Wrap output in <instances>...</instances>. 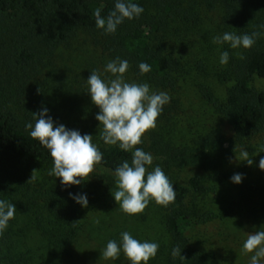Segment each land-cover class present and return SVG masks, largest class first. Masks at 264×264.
<instances>
[{"label": "trees", "instance_id": "trees-1", "mask_svg": "<svg viewBox=\"0 0 264 264\" xmlns=\"http://www.w3.org/2000/svg\"><path fill=\"white\" fill-rule=\"evenodd\" d=\"M144 11L132 20L125 19L113 34L95 25L94 11L106 17L115 0H0V12L18 19L17 46L0 53V200L13 203L15 218L0 235V264H33L30 251L21 244L17 216L40 231L59 253H64L80 235L84 207L73 195H86L88 205H102V194L116 189L114 169L131 153L118 146L106 145L99 136V121L87 87L60 79L53 85L39 78L46 62L56 59L61 50L75 47L90 49L89 66L105 65L119 57L129 62L127 74L136 83H148L151 91H164L170 97L156 120L155 128L142 136L137 147L150 152L153 164L168 177L174 170L194 169L189 188L178 187L175 202L165 207L166 227L171 237L166 264H211L209 256L196 250L184 234L189 221L206 224L225 219L236 211L253 219L264 218V186L242 187L238 200L226 210L215 213L201 204L213 188L225 178V168L237 154V146L256 149L251 141L264 134V92L250 87L256 78L264 80V0H137ZM221 11L220 27L237 34L258 31L262 35L250 49L240 47L229 55L228 63L218 72L220 83L228 85L225 99H220L208 85L200 92L229 124L233 136L227 140L219 128H213L190 144L176 146L172 135L182 113V84L194 73L175 48L170 47L179 32L197 30L207 15ZM145 36L157 39L154 46L129 47ZM243 55V59H241ZM145 62L151 71L141 74ZM200 73L206 66L198 63ZM58 72V71H57ZM56 72V73H57ZM44 108L55 125L93 136L103 154L101 163L80 185L63 186L48 173L54 166L46 148L30 137L27 123H35L33 113ZM235 148V152L233 149ZM35 179L30 180L33 170ZM30 180V181H29ZM188 200V201H187ZM179 246L181 256L172 257Z\"/></svg>", "mask_w": 264, "mask_h": 264}, {"label": "rangeland", "instance_id": "rangeland-1", "mask_svg": "<svg viewBox=\"0 0 264 264\" xmlns=\"http://www.w3.org/2000/svg\"><path fill=\"white\" fill-rule=\"evenodd\" d=\"M220 18L221 11L216 10L207 15L197 30L181 31L178 36L173 37L170 43V47L177 50L184 62H189L192 68L194 66V73L182 84V113L172 135L176 146L190 144L191 141L213 128L221 129L227 140L233 136L229 124L203 98L200 92L202 85H208L220 99H225L228 85L220 83L217 77L218 72L225 66L220 63V54L223 51H227L229 55L235 54L239 49H232L229 44L217 45L212 42L213 37L226 32L220 27ZM18 26L17 18L0 12V53L7 48L17 46ZM157 42L156 38L145 36L133 41L129 47L154 46ZM92 54L90 49L85 51L78 47L74 50H61L57 58L51 61L52 65L46 62L45 69L39 78L51 85L62 79L67 83L87 88L86 80L93 70L100 72L104 80L114 78L104 71L105 65H98L95 68L89 66ZM198 63L206 66L204 73L198 71ZM124 79L126 82H134L127 72ZM250 87L264 92V80L256 78L250 83ZM251 146L256 149L255 154H251L249 150L239 145L236 147V155H239L241 149L248 151L253 165L248 166L246 161H237L234 156L224 170L226 178L219 184L210 185L213 190L203 200H200L206 210L220 213L238 200L242 187L264 186V170L258 166L259 160L264 157V152H261V149H264V134H259L252 140ZM154 166L156 165L153 164L149 171ZM236 173L243 176L239 184L231 181V177ZM168 175L178 187L189 188V180L195 175L202 176V173L194 169H184L171 171ZM115 190L102 194L100 207L93 209L89 205L87 208L84 207L81 216L83 229L76 241L64 253L56 251L40 231L32 227L24 217L17 216L21 244L30 251L32 263L131 264L122 252L116 260H105L101 256V251L109 240L119 242L120 233L127 231L133 238L142 242L147 240L159 244L156 256L151 258L148 264H166L171 237L166 227L165 207L157 205L155 201H150L143 213L127 215L119 209L111 194V191ZM260 230H264V218L253 219L247 217L245 212L236 211L225 219H215L202 225L189 221L183 232L193 248L202 250L209 256L211 264H249L252 254H244L242 246L248 233ZM261 264H264V260Z\"/></svg>", "mask_w": 264, "mask_h": 264}, {"label": "clouds", "instance_id": "clouds-1", "mask_svg": "<svg viewBox=\"0 0 264 264\" xmlns=\"http://www.w3.org/2000/svg\"><path fill=\"white\" fill-rule=\"evenodd\" d=\"M144 9L132 0H115L114 8L106 17L101 15V9L94 11L95 25L106 34L116 32L118 25L125 19L138 18ZM264 27V26H262ZM262 35L258 31L237 34L225 32L213 37L217 45L229 44L232 49H250ZM243 59V55L240 57ZM229 53L220 54V63L226 65ZM129 62L119 57L107 62L104 71L112 77L108 80L101 78L100 72L91 71L86 80L88 93L92 103L99 108L96 120L99 121V136L106 145L118 146L122 151L131 153L130 160H124L113 172L116 190L111 194L119 209L127 215H137L144 212L150 201L167 207L175 202L176 191L173 184L159 165L153 166L154 157L137 145L142 143V136L156 126V120L163 107L170 102L169 95L164 91L153 92L148 83L126 82L125 73ZM139 71L143 75L151 71V66L145 62L139 64ZM35 123H27L29 135L48 150L53 159L50 176L60 179L63 186L80 185L88 177L94 167L101 163L103 154L98 146L92 142L93 136L81 135L77 130L67 129L63 124L55 125L44 108L38 114L33 113ZM235 152V148L233 149ZM264 152V149H261ZM235 159L253 165V160L246 150L241 149ZM259 168L264 170V157L259 160ZM32 172L31 178L35 179ZM243 176L236 173L231 177L233 183L242 182ZM29 180V181H30ZM72 199L82 207H88L86 195L69 193ZM16 207L13 203L0 200V235L3 234L11 219L15 218ZM99 223V221H97ZM159 244L150 241H140L133 238L131 233H120V241L109 240L101 251L105 260H116L121 252L131 264H148L158 252ZM242 252L252 254L249 264H261L264 260V230L247 234ZM172 257L184 260L179 246L173 248Z\"/></svg>", "mask_w": 264, "mask_h": 264}]
</instances>
